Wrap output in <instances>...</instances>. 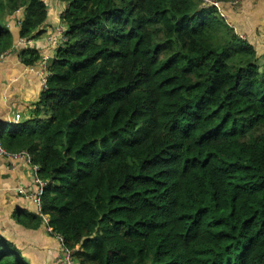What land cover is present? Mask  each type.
I'll return each instance as SVG.
<instances>
[{"label": "trees", "instance_id": "1", "mask_svg": "<svg viewBox=\"0 0 264 264\" xmlns=\"http://www.w3.org/2000/svg\"><path fill=\"white\" fill-rule=\"evenodd\" d=\"M56 1L66 40L0 144L39 167L75 263L264 264V56L204 0ZM19 10L20 38L43 32V0H0V53ZM0 264H26L2 235Z\"/></svg>", "mask_w": 264, "mask_h": 264}, {"label": "crops", "instance_id": "2", "mask_svg": "<svg viewBox=\"0 0 264 264\" xmlns=\"http://www.w3.org/2000/svg\"><path fill=\"white\" fill-rule=\"evenodd\" d=\"M43 1L48 11L47 19L42 27L43 32L35 39H30L24 47L17 46L20 40L19 24L22 11H15L5 19V26L12 34L13 44L5 61L0 64V122H4L2 129L5 123L14 122L16 115L19 126L29 120L31 104L38 99L42 90L37 64L27 66L21 63L20 49L30 47L40 56L47 55L51 58L56 52V48L49 44L46 36L57 25H64L62 18L58 15L63 12L67 4L56 0ZM245 20V17H239V22L236 23L239 30L232 27L241 38L253 46L242 34V23ZM17 188L33 190L31 165L22 156L16 158L0 156V235L16 246L23 263L56 264L60 244L49 232L43 219L38 227L30 228L17 222L13 216L16 211L39 215L38 207L33 200L29 196L18 194Z\"/></svg>", "mask_w": 264, "mask_h": 264}, {"label": "built area", "instance_id": "3", "mask_svg": "<svg viewBox=\"0 0 264 264\" xmlns=\"http://www.w3.org/2000/svg\"><path fill=\"white\" fill-rule=\"evenodd\" d=\"M206 1L208 3L211 2L210 0H206ZM212 4L215 6H218L217 3H212ZM58 17L62 18V12L58 15ZM29 40L30 39H28V38H20L17 46L18 47H24V45H27L29 43ZM46 40L49 42V44H51V46H54L56 49L59 48V46H61L62 44H64V42L66 40V37L64 34V25H62V24L57 25L54 28V30L51 31V33L47 34ZM9 50H6V51L0 53V64L5 61L7 54L9 53ZM52 59L53 58H51L50 56L41 55L40 59L35 63L38 66L39 77H40V82H41L42 88L46 86V80H47V76H48V65L50 64ZM17 118H18V116L16 115L15 121L14 122L9 121L8 123H10L12 125L18 124ZM1 131H2V128H1V123H0V132ZM0 156H11L13 158L22 156L25 158L26 162H28L29 164L31 163L30 157L27 153H25V152L10 153V152L6 151L1 146V144H0ZM30 165L32 168V183L34 185L33 190L27 191L23 188H17L16 192L18 194H21L24 196H29L33 200V202L38 207L39 215H41V218L47 224L48 217L46 215L41 214V211H40V196L42 195V192H43V189L46 185V182L41 180L39 175H38L39 167L37 165H32V164H30ZM47 228H48L49 232L52 233L51 228H49L48 226H47ZM53 235L58 240L60 247L63 251L62 256H60V254H59V256L57 257V263L58 264H76L75 261L72 259V256H71L72 252L69 249H67L66 247H64L63 238L59 234H53Z\"/></svg>", "mask_w": 264, "mask_h": 264}, {"label": "rangeland", "instance_id": "4", "mask_svg": "<svg viewBox=\"0 0 264 264\" xmlns=\"http://www.w3.org/2000/svg\"><path fill=\"white\" fill-rule=\"evenodd\" d=\"M205 3V1H204ZM222 16L226 21L237 28L236 23L239 22V17L246 18L242 23V34L247 37L253 47L256 49L257 55L264 56V0H237L231 3H222ZM264 58H259V61H263ZM19 122L16 125L8 123L4 124V130L9 131L13 127H18ZM60 247V246H59ZM62 249L59 248V254L62 256ZM56 256V264L57 257ZM29 264L28 262H25Z\"/></svg>", "mask_w": 264, "mask_h": 264}, {"label": "clouds", "instance_id": "5", "mask_svg": "<svg viewBox=\"0 0 264 264\" xmlns=\"http://www.w3.org/2000/svg\"><path fill=\"white\" fill-rule=\"evenodd\" d=\"M205 1V5H211V6H214L218 11H219V13H220V15L222 16L223 14H222V3H227V2H218V1H213V0H210L211 2L210 3H208L206 0H204ZM235 2V1H234ZM212 3H217L218 4V6H215V5H213ZM223 17V16H222ZM226 20V19H225ZM232 26V25H231ZM236 33V32H235ZM237 34V33H236ZM12 47V46H11ZM253 47V46H252ZM256 51V50H255ZM43 89V88H42ZM4 122H2L1 123V127L3 126L2 124H3ZM3 131V130H2Z\"/></svg>", "mask_w": 264, "mask_h": 264}, {"label": "water", "instance_id": "6", "mask_svg": "<svg viewBox=\"0 0 264 264\" xmlns=\"http://www.w3.org/2000/svg\"><path fill=\"white\" fill-rule=\"evenodd\" d=\"M1 123V122H0Z\"/></svg>", "mask_w": 264, "mask_h": 264}]
</instances>
